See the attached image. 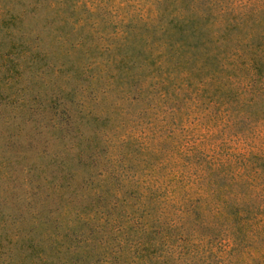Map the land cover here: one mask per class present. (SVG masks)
Instances as JSON below:
<instances>
[{
    "label": "trees",
    "instance_id": "16d2710c",
    "mask_svg": "<svg viewBox=\"0 0 264 264\" xmlns=\"http://www.w3.org/2000/svg\"><path fill=\"white\" fill-rule=\"evenodd\" d=\"M147 1L146 11L142 2L132 5L129 19L120 15L124 1L51 2L59 12L83 11L56 40L90 59L80 71L86 88L111 63L106 88L118 73L132 78L145 56V91L154 99L145 176L124 197L129 179L116 174L124 158L111 152L106 130L85 135L83 123H67L82 109H72L68 94L52 95L49 127L84 173L52 154L48 182L58 205L0 235V264H264V0ZM101 14L114 21L108 43ZM79 202L86 206L76 211ZM70 210L74 222L62 225Z\"/></svg>",
    "mask_w": 264,
    "mask_h": 264
},
{
    "label": "rangeland",
    "instance_id": "374dc122",
    "mask_svg": "<svg viewBox=\"0 0 264 264\" xmlns=\"http://www.w3.org/2000/svg\"><path fill=\"white\" fill-rule=\"evenodd\" d=\"M52 1L0 0L2 236L16 231L17 225L23 227V223L19 222L21 218L28 219L36 211H44L43 206L55 208L58 205V195L52 194L54 182H48L53 174L51 171L54 170V165L50 162L52 154L63 156L64 161H68L71 168L79 173L76 175L84 173L82 166L79 167L69 160V145L60 142L57 134L49 127V124L54 122L46 112L45 105L52 95L64 97L68 94L67 98L73 100L72 109L75 112L77 108L82 109L80 114L76 112L75 122L70 119L67 123H83L82 130L85 135L94 129L106 130L105 135L113 148L111 152L118 160L124 158V161L120 160V163L116 164L117 180L121 181L122 177L129 179L122 182L124 197L130 199L129 195L135 193L132 182L139 179L138 176H145V123L154 122L150 108L154 99L148 96L149 90L145 91L148 83L145 85V80L149 79V73L145 69V56L136 59L138 61L132 67V78L122 79L123 75L118 73L114 85L106 88L108 75L115 67L111 63L109 70L100 72V77L86 88L87 83L80 79L87 74L80 75V71L82 63L90 59L75 52L77 48H73L70 42L62 44L56 40L58 29L62 28L63 24L65 29H70V18L83 15V11L78 7L73 10L62 8L59 12L60 6L53 5ZM119 1L125 3L122 6L124 12L120 15L127 19L133 14L131 8L136 2L144 3L145 11L150 5L147 0ZM23 2L26 3L24 6ZM14 15H21V19L13 17ZM10 16L14 19L7 22ZM65 16L67 18L62 21ZM100 18V28L104 31V40L108 43L111 41L114 21L109 15L101 14ZM7 24L9 29L6 28ZM13 28L15 30L10 33ZM77 30L79 29L75 31ZM102 58H106L105 53ZM94 67L92 65L90 69L93 70ZM139 84L143 87L141 91H136L134 85ZM91 87L93 90L89 94ZM73 88L76 90L74 94ZM82 100L86 106H79ZM63 144L65 150H60ZM82 189L83 184L80 186V190ZM88 189L89 187H85L84 191ZM78 199L79 194L77 203ZM54 200L56 201L53 203ZM85 206L86 203L79 202L76 211ZM75 214V210H70L67 214L69 221L62 222V225L73 223ZM39 215L45 216L43 212Z\"/></svg>",
    "mask_w": 264,
    "mask_h": 264
}]
</instances>
